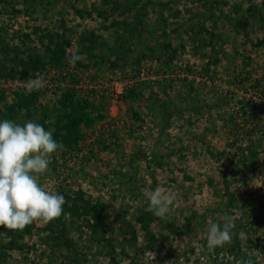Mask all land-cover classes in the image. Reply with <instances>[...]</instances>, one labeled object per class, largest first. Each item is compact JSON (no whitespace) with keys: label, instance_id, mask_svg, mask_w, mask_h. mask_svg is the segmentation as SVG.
<instances>
[{"label":"rangeland","instance_id":"374dc122","mask_svg":"<svg viewBox=\"0 0 264 264\" xmlns=\"http://www.w3.org/2000/svg\"><path fill=\"white\" fill-rule=\"evenodd\" d=\"M0 119L52 131L66 201L0 264H264V0H0Z\"/></svg>","mask_w":264,"mask_h":264},{"label":"clouds","instance_id":"9594fccd","mask_svg":"<svg viewBox=\"0 0 264 264\" xmlns=\"http://www.w3.org/2000/svg\"><path fill=\"white\" fill-rule=\"evenodd\" d=\"M79 59V57H75ZM43 77L30 79L25 94L44 86ZM63 147L53 133L37 122L18 124L0 119V226L22 229L36 221L49 222L62 214L63 195L49 192L39 183L51 156ZM175 193L157 187L147 193L148 211L164 217L176 201ZM231 218L207 228L209 248L230 242Z\"/></svg>","mask_w":264,"mask_h":264},{"label":"built area","instance_id":"2783aa9c","mask_svg":"<svg viewBox=\"0 0 264 264\" xmlns=\"http://www.w3.org/2000/svg\"><path fill=\"white\" fill-rule=\"evenodd\" d=\"M113 85L115 86V90H116L117 94H119V95L123 94L125 87H123L119 81L116 80L113 83Z\"/></svg>","mask_w":264,"mask_h":264},{"label":"trees","instance_id":"16d2710c","mask_svg":"<svg viewBox=\"0 0 264 264\" xmlns=\"http://www.w3.org/2000/svg\"><path fill=\"white\" fill-rule=\"evenodd\" d=\"M258 143H259V144H258V145H259V148L261 149V147H262V144H261L260 142H258ZM233 145H234V144H233ZM252 146H254V148H256V147H257V146H256V145H254V144H253ZM245 150H246V149H243V151H245ZM257 154H258V151L253 153V156H256V157H254L255 159L257 158Z\"/></svg>","mask_w":264,"mask_h":264}]
</instances>
